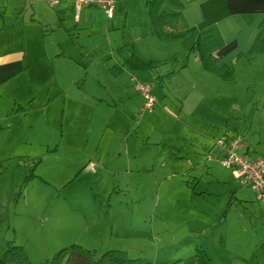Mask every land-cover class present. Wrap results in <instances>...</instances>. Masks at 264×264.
<instances>
[{
	"label": "crops",
	"instance_id": "0c3cea01",
	"mask_svg": "<svg viewBox=\"0 0 264 264\" xmlns=\"http://www.w3.org/2000/svg\"><path fill=\"white\" fill-rule=\"evenodd\" d=\"M114 1V15L108 20L96 8L82 9L75 19L70 0H60L53 7L48 0H0V264H4L2 255L7 242L22 247L32 264L50 259L66 244L92 252L95 260L117 250L132 260H144L143 264H165L156 241L160 234L180 227L183 220L187 221V241L195 240L208 264H264V206L255 202L248 188L237 183L232 172L235 183L219 176L216 167L221 168V155L213 142L241 136L238 119L244 114L242 110L248 109L249 114L258 115V125L253 118L249 126L260 133L255 141L247 137L241 152L249 157L263 156L264 92L249 97L248 93L236 94L221 86L204 91L214 86L212 82L232 84L242 79L253 84L262 79L264 54L246 55L264 20V0H180L183 23L178 29L194 33L169 45L161 44L153 33L145 8L147 0ZM196 36L202 38L200 49L204 54L234 66L232 82L219 84L216 76L203 70L197 53L190 51ZM95 38L102 41V46L95 45L102 50L99 61L108 64L103 68L107 73L103 93L88 86V75L81 67V42ZM124 46H131L141 62L154 63L153 69L131 70L121 52ZM197 60L201 71L194 67L198 66ZM190 64L200 74L196 83L187 77ZM137 83L153 86L155 105L151 112L144 110L143 99L133 89ZM189 97L197 101L187 113L184 106ZM221 104L223 107L218 109ZM101 105L109 110L110 118H120L123 123L119 125L124 129L125 119H129L132 127L147 128L139 134L149 133L153 139L149 149L152 155L139 156L129 150L123 153L128 165L124 173L133 174L131 178L147 172L157 174L159 181L178 180L176 187H183V193L170 197L174 195L170 189L175 187L164 193L155 189V203L144 214L136 199L131 203L125 198L124 202L130 204L115 205V188L93 185L102 183L107 170L100 165L102 172L95 171L85 154L83 163L80 161L83 168L77 169L73 178L78 181L93 177L89 185L79 188L70 185L72 181H47L37 169L41 160L34 163H39L34 171L31 164L26 173L18 169L23 168L22 161H18L22 154L33 144L45 143L57 128L64 131L71 125L83 124L87 132L90 126L96 127L94 110ZM201 106L200 113L208 116L199 121L195 113ZM231 114L236 118L229 121L225 116ZM109 124L110 121L108 127ZM182 136L187 159L180 155L181 146L171 143L172 138ZM137 139L141 145L138 135ZM81 149L85 152V146ZM165 149L166 156L162 155ZM207 152L212 153L213 160L200 163L196 156L204 157ZM157 160L160 165L155 166ZM144 162L150 166H141ZM118 193L130 195L125 186ZM161 194L162 198L167 196L162 205ZM114 207H119L115 214ZM121 210L125 213L123 224ZM173 211L187 213V220L168 217ZM135 212L141 217L134 219ZM147 219L151 222L148 237L144 234ZM190 249L187 246V254ZM192 258L180 262L193 264ZM62 264L91 262L71 252Z\"/></svg>",
	"mask_w": 264,
	"mask_h": 264
},
{
	"label": "rangeland",
	"instance_id": "374dc122",
	"mask_svg": "<svg viewBox=\"0 0 264 264\" xmlns=\"http://www.w3.org/2000/svg\"><path fill=\"white\" fill-rule=\"evenodd\" d=\"M96 44L102 46L101 39L95 38L90 41L84 39L80 45V60L81 61L84 60V62L82 61L83 64L81 67H84V71L86 72V75H88L87 76L88 86H90V88L96 91L97 93H103L102 86L104 85L103 83L105 82V74H107L104 72L103 68H104V64L107 66L108 64L106 62H104L103 64V62L99 61L100 60L99 55L102 50L96 49L95 46ZM163 45H167V44H163ZM196 64H198V66H194V67L201 71L202 68L198 60L196 61ZM194 67L193 65L190 64L188 66L189 69L187 71V77L190 78V81H192V83H196L200 78L199 71L195 70ZM81 70H83V68H81ZM261 75H262V79L258 78L257 80H255V83L253 84H246L245 82H243L242 79L237 80L235 81V83L232 84H221L220 80L215 78V80L221 85H217V83L212 82L214 86L212 85V87L208 89H204V91H212L214 89H217L219 86H221L222 90L232 91L233 93L240 95H245V93L249 92L251 96L254 93L257 94L264 92V73ZM245 87H247L248 89ZM246 89L247 92L245 91ZM202 91L203 89H201V92ZM188 92H190V90H188ZM131 98L134 99V97ZM104 99L108 103H110V100L106 98ZM195 101L197 100H195L194 98L191 97L187 98V106H184V110L187 109V113L188 110L194 107V105L196 104ZM117 105L118 107H120L119 103H117ZM220 107H223V104L219 105L218 109H221ZM201 108L202 106L198 109L197 113H195V119L199 121L201 118H205L206 116H208V115H202L200 113ZM244 110H242L244 114L238 119L241 120V128L239 130V133L242 136V137L241 136L238 137H241L244 142L248 140V138L249 140L255 141L257 140V137L259 136L260 132H258L257 129H256L257 132H255V128L253 127L251 128V125L249 126V123L254 118L253 121L255 126L258 125L257 123L258 115L255 114V112L253 114H249L248 109H244ZM92 112L93 111H90V115L92 114ZM225 117L229 118V121L230 120L232 121L236 118V116L232 114ZM94 118H95L96 127L95 124L93 127L90 126L87 132H86L87 128L83 124L77 126L78 128L74 125H71L68 129L64 131H61L60 128H57V130H55L52 133V136L49 137V139H47L45 143L40 145L33 144L31 148H28L24 152V154H22V157H20L18 161L19 160L22 161L21 165H23V168L16 167V164L15 167L20 169L22 173L24 172L26 173L29 170L28 167H31L29 164H31L33 166V169L32 168L30 169L34 171L35 167H37L39 164V163L36 164L34 163L40 162L41 160L42 163L40 166H38L37 169L38 171H40L42 175H44L47 178V181H51L56 184L63 181L64 182L72 181L70 185L75 186L74 188H79L82 187L83 185H89V182L93 177V175H90L91 176L90 178L85 176L78 181L77 178L75 180L73 178V175L75 174L77 169L83 168V164H80V161L81 163H83L82 161H84L83 160L84 158H82V154H85L86 156L90 157L89 161H91L94 164L95 171L102 172L101 169H99L100 165L105 167V170H107V172L105 171L103 172L102 183H100L101 185L100 184L98 186L96 184L93 185L95 187H100L105 185L107 186V188H115L116 192L114 195H112V203L114 202L115 205H125V203H127L124 202L125 198H127L131 203L136 199L138 203L141 205L144 214L148 209H151L155 203L154 201L155 189L160 188L161 191H163L164 193V191L167 190L169 191L170 188L175 187L170 189L173 190L174 195L172 194L168 195L166 193L170 197H178V194L184 192L183 187H176L177 184L179 183L178 180L175 179H172L170 181L169 180L165 181L162 179L159 181V179H157V174L154 173L146 174L147 172H144L143 174L137 176L135 175L134 177L131 178V175L133 174L124 173V171L128 170V165L125 160V157H123V153H126L129 150L132 151L131 153L139 156L152 155V152L149 149L151 148L153 139L149 136V133L139 134L140 133L139 131H145L147 130V128L143 129L140 126L138 127V129H136L132 127L133 125L132 121L130 124L129 119H125L127 126L126 129H124L122 126L119 125L120 123H123L120 120V118L117 117L110 118L109 110L102 105L100 107L99 106L95 107ZM108 121H110L109 127H108ZM137 124L140 123L137 121ZM137 135L139 136L141 145L137 139ZM213 135L215 137V132H213ZM183 139L184 136H182L181 139L172 138L171 143L173 144L174 147L181 146L180 155H183L187 159V147H185V149L182 150L183 147L181 142H183ZM184 141H187V138H185ZM215 141L216 139H214L213 142ZM131 145L134 146V148L130 149ZM142 145H147L148 147L144 148L142 147ZM84 146H85V152L81 149ZM96 150H98L97 153ZM55 151H58L56 153V156L55 154H53L55 153ZM167 151L168 149H165L162 155L166 156ZM210 154L207 152L204 157L196 156V158L200 163L204 164V162H208L207 158L209 157ZM171 155L174 156L173 153H171ZM175 155L178 154L176 153ZM192 157H194V154L192 155ZM175 159H171L172 163L175 161ZM95 160L98 161L97 164L94 162ZM138 160L141 161V159ZM168 160L170 161V159ZM212 160L213 159H211L210 161ZM164 164L167 165V162H164ZM158 165H160L159 160L155 162V166ZM141 166L148 167L150 166V164L144 162ZM216 172L219 173V176L221 178L224 177L227 181L235 183V180L232 174L230 173V171L221 169L217 165ZM26 180H29V178ZM160 182H164V183H160ZM237 183L239 182L237 181ZM129 184L130 185L132 184L133 188ZM124 186L125 189L129 191L130 195L123 196L118 193L120 189H122ZM141 192H142L141 195L135 196L137 194H140ZM162 194L159 200L160 205H162L165 202L164 198H167V196H164L162 198ZM127 204L130 203L128 202ZM130 207L131 205L129 206V209ZM116 210L119 211V207H114L113 209L114 214ZM122 210H121V224H123V216L125 214L122 213ZM135 216L137 218L141 217L139 214L137 216L136 212L132 214V217L134 219ZM168 217L172 219H179L185 217L184 219L187 220V213H183L180 215L179 213H174L173 211L170 214H168ZM182 222L183 223L181 224L180 227L178 226L174 229H169L168 232L160 234V237L156 241L155 246L156 248L157 247L159 248L160 257L164 258V261L166 262L165 264L180 262V259L186 261L187 259H189L190 256H194L195 250L198 249L196 248V242L193 238L189 239V242L187 241V221L183 220ZM150 230H151V222L149 219H147L145 220V228H144L145 236L147 237L150 236L151 233ZM196 239L199 240L200 238H196ZM69 245L70 244H66L65 246L63 247L61 246V248L58 249L61 250L62 248L68 247ZM187 246L192 247V249L189 250V254H187ZM201 252L202 251H200V253ZM161 260L163 259L161 258Z\"/></svg>",
	"mask_w": 264,
	"mask_h": 264
},
{
	"label": "trees",
	"instance_id": "16d2710c",
	"mask_svg": "<svg viewBox=\"0 0 264 264\" xmlns=\"http://www.w3.org/2000/svg\"><path fill=\"white\" fill-rule=\"evenodd\" d=\"M150 24L156 39L163 44L180 43L187 37L193 35L192 30L179 31L178 27L183 23L182 4L180 0H147L145 3ZM202 38L196 36V39L190 49L192 53H197L198 59L203 70L213 76L219 78L223 83H230L233 80L234 66L232 64H222L211 55L204 54L200 45ZM121 52L125 55V64L134 71H150L154 67V63L141 62L136 56L131 46H124ZM264 54V20L259 25L258 34L251 45L247 57ZM250 97V93L248 92ZM28 179V178H27ZM77 252L87 258L91 264H143L142 259H130L123 251H108L95 260L93 253L84 250L76 245L62 248L55 253L50 259L42 261L40 264H62L64 259L71 253ZM192 260L193 264H208L206 256L199 251L195 252ZM4 264H32L20 246L7 242L2 255ZM171 264H181V262H173Z\"/></svg>",
	"mask_w": 264,
	"mask_h": 264
},
{
	"label": "built area",
	"instance_id": "2783aa9c",
	"mask_svg": "<svg viewBox=\"0 0 264 264\" xmlns=\"http://www.w3.org/2000/svg\"><path fill=\"white\" fill-rule=\"evenodd\" d=\"M74 9V18L85 8H96L104 12L108 20L114 15V0H70ZM60 0H48L49 6H57ZM137 94L144 101V110L151 112L155 99L152 96L153 86L151 83L135 84ZM215 147L220 152L219 165L222 169L232 172L236 180L247 187L253 195L255 202L264 206V155L259 157H249L243 154L244 148L241 137L219 138L214 142ZM210 154L207 161H210Z\"/></svg>",
	"mask_w": 264,
	"mask_h": 264
}]
</instances>
